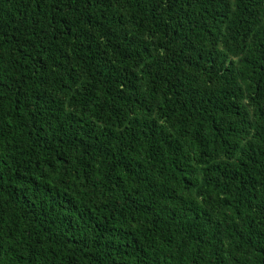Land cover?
<instances>
[{
  "label": "trees",
  "instance_id": "trees-1",
  "mask_svg": "<svg viewBox=\"0 0 264 264\" xmlns=\"http://www.w3.org/2000/svg\"><path fill=\"white\" fill-rule=\"evenodd\" d=\"M0 264H264V0H0Z\"/></svg>",
  "mask_w": 264,
  "mask_h": 264
}]
</instances>
